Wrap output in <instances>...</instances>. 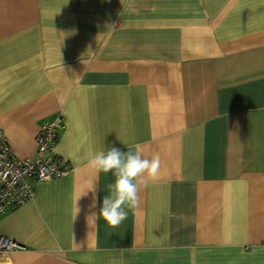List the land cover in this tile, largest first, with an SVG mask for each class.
Instances as JSON below:
<instances>
[{"label":"crops","instance_id":"1","mask_svg":"<svg viewBox=\"0 0 264 264\" xmlns=\"http://www.w3.org/2000/svg\"><path fill=\"white\" fill-rule=\"evenodd\" d=\"M58 115L69 171L5 209L0 235L26 249L0 264H264V0H0L14 157L34 159ZM136 145L160 173L110 229L113 177L89 160Z\"/></svg>","mask_w":264,"mask_h":264},{"label":"built area","instance_id":"2","mask_svg":"<svg viewBox=\"0 0 264 264\" xmlns=\"http://www.w3.org/2000/svg\"><path fill=\"white\" fill-rule=\"evenodd\" d=\"M63 127L61 115L44 123L35 137V158L25 161L14 157L6 138L0 134V217L7 207L17 208L34 197L29 179L46 181L68 173L69 169L51 154ZM261 246L264 248V240ZM25 249V246L0 235V257Z\"/></svg>","mask_w":264,"mask_h":264},{"label":"clouds","instance_id":"3","mask_svg":"<svg viewBox=\"0 0 264 264\" xmlns=\"http://www.w3.org/2000/svg\"><path fill=\"white\" fill-rule=\"evenodd\" d=\"M89 166L97 173H111L113 180L106 186V195L99 210V219L108 228L119 227L128 218L129 211H135L140 206L139 193L148 181L158 179L161 169V159L158 154L150 158L145 155L141 146L134 150L121 152L116 147L97 152L89 160ZM95 192V188L91 190ZM96 197H93L92 207H95ZM97 215H93L95 217Z\"/></svg>","mask_w":264,"mask_h":264}]
</instances>
